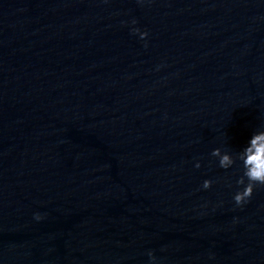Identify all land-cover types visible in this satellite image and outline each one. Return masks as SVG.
Listing matches in <instances>:
<instances>
[{
    "label": "water",
    "instance_id": "obj_1",
    "mask_svg": "<svg viewBox=\"0 0 264 264\" xmlns=\"http://www.w3.org/2000/svg\"><path fill=\"white\" fill-rule=\"evenodd\" d=\"M259 130L264 0H0V264H264Z\"/></svg>",
    "mask_w": 264,
    "mask_h": 264
},
{
    "label": "clouds",
    "instance_id": "obj_2",
    "mask_svg": "<svg viewBox=\"0 0 264 264\" xmlns=\"http://www.w3.org/2000/svg\"><path fill=\"white\" fill-rule=\"evenodd\" d=\"M132 24L136 21L132 20ZM133 33H138L141 39L147 37L146 31H140L138 28H132ZM213 157L218 158V166L223 169H228L233 166L236 161L241 162L242 174L236 180L238 185H243L242 189H238L233 200L237 206L246 204L252 196L254 187H264V130L255 131L248 143L240 151L229 153L221 152L220 148H214L211 152ZM195 167H200L199 162ZM212 181L205 179L202 183V188L207 189L211 186ZM34 218L39 220L42 217L39 213L34 214ZM151 260H155L152 252H148Z\"/></svg>",
    "mask_w": 264,
    "mask_h": 264
}]
</instances>
